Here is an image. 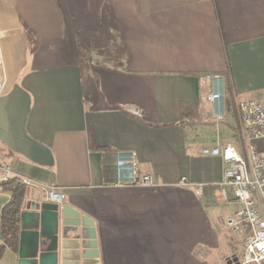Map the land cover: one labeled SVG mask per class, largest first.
<instances>
[{
  "label": "crops",
  "instance_id": "1",
  "mask_svg": "<svg viewBox=\"0 0 264 264\" xmlns=\"http://www.w3.org/2000/svg\"><path fill=\"white\" fill-rule=\"evenodd\" d=\"M0 32V148L14 175L65 194L57 264L237 256L217 224L225 164L201 154L231 146L235 126L208 130L219 125L205 76H220L226 92L227 74L225 107L243 102L233 99L246 85L236 62L264 46V0H0ZM121 152L155 185L116 186ZM193 184L206 185L202 199ZM8 200L0 190V211ZM44 202L27 188L22 212ZM0 264L17 256L6 250Z\"/></svg>",
  "mask_w": 264,
  "mask_h": 264
},
{
  "label": "built area",
  "instance_id": "2",
  "mask_svg": "<svg viewBox=\"0 0 264 264\" xmlns=\"http://www.w3.org/2000/svg\"><path fill=\"white\" fill-rule=\"evenodd\" d=\"M0 32V38L5 37ZM1 62V61H0ZM205 80L213 84L208 101L217 105L211 114L214 124L221 123L226 115L225 89L220 76L206 75ZM2 85L0 83V95ZM240 113L239 142L234 147L221 145L219 141L211 147L201 149L207 157H218L225 164L220 182L217 184L219 199L224 205L239 208L224 221L235 241H239L237 264H264V96L257 100L238 104ZM136 118H141L138 109H127ZM263 142V143H262ZM0 182L14 176L10 168L0 164ZM127 176L124 177L123 173ZM116 186L151 187L155 183L148 175L137 177L131 153H118L115 159ZM21 183L35 189L46 202L62 208L65 194L53 187L31 179L20 177ZM206 185L193 184L191 188L198 199L203 198Z\"/></svg>",
  "mask_w": 264,
  "mask_h": 264
},
{
  "label": "water",
  "instance_id": "3",
  "mask_svg": "<svg viewBox=\"0 0 264 264\" xmlns=\"http://www.w3.org/2000/svg\"><path fill=\"white\" fill-rule=\"evenodd\" d=\"M33 209V208H32ZM62 208L44 202L35 208L34 215L20 214L17 264H57L58 234ZM228 264H237L233 256Z\"/></svg>",
  "mask_w": 264,
  "mask_h": 264
},
{
  "label": "trees",
  "instance_id": "4",
  "mask_svg": "<svg viewBox=\"0 0 264 264\" xmlns=\"http://www.w3.org/2000/svg\"><path fill=\"white\" fill-rule=\"evenodd\" d=\"M227 74H225L226 80V93L231 96V88L228 82ZM181 113L188 107L187 104H181ZM227 112L231 115L234 121V137L238 141L240 133V113L238 105L234 104L229 100L227 104ZM178 124L180 126H185L186 121L184 117H181ZM160 128L162 125H155ZM10 155L6 153L2 148H0V164L6 165V159ZM0 190L9 195V200L2 207L0 211V261L3 253L6 250H10L14 254L18 250V240L20 231V214L22 212V204L26 195L27 188L21 183L20 177L14 175L13 177L0 182Z\"/></svg>",
  "mask_w": 264,
  "mask_h": 264
},
{
  "label": "rangeland",
  "instance_id": "5",
  "mask_svg": "<svg viewBox=\"0 0 264 264\" xmlns=\"http://www.w3.org/2000/svg\"><path fill=\"white\" fill-rule=\"evenodd\" d=\"M252 50L253 51L249 52L248 54L238 56V60L236 62L238 73L242 76L243 80L246 79V85L241 86V88L238 89L239 93L233 97L235 102L257 100L264 96V46H255V48ZM226 97L228 98V95ZM218 125L219 128L217 130L212 128H209L208 130L212 131L213 135L217 133L218 135L228 136L230 134V126H235L234 121L229 117H225V119ZM230 139L229 145L234 146L237 144L236 141L234 142ZM233 140H235L234 137ZM237 142H239V137ZM226 206L228 207L217 208V224L219 226L221 236L225 240V243L232 242V251L237 253L240 242L235 241L234 237L230 234V231L224 226L225 218L237 207V205ZM238 208L239 207H237V209Z\"/></svg>",
  "mask_w": 264,
  "mask_h": 264
}]
</instances>
